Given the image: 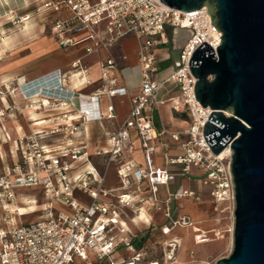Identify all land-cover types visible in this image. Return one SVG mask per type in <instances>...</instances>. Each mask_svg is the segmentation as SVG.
Wrapping results in <instances>:
<instances>
[{"label":"built area","instance_id":"built-area-1","mask_svg":"<svg viewBox=\"0 0 264 264\" xmlns=\"http://www.w3.org/2000/svg\"><path fill=\"white\" fill-rule=\"evenodd\" d=\"M30 6H34V11L21 17L15 15L18 9L10 10L6 17H10L12 27L22 31L34 16L51 14L42 26L64 50L83 45L85 55L101 56L121 41L135 38L140 80L127 118L110 132L108 149L97 151L98 156H105L104 172L94 164L87 145L76 143L75 139L83 124L117 118L113 106L108 113L101 111L102 97L113 100L130 94L113 57L100 60L99 87L91 95L70 91L67 76L60 70L32 81L23 77L0 84V103L4 105L0 107V126L4 131L6 116L19 108L17 98L28 102L29 108L36 107L35 101L42 98L53 102L55 106L50 109L59 112L78 103L77 119L71 120L63 113L52 127L18 135L14 142L17 163L0 172V210L6 213L3 221L7 223L6 228L0 229V264H74L76 259L83 264H163L147 259L145 249L138 250L133 242L136 233L130 223L141 224L139 217L150 212L162 213L164 222L159 231L164 237L171 236L176 228H191L196 245L219 239V230H202L189 215L173 216L172 198L200 202L198 193L180 189L161 202L159 187L169 186L176 175L157 168L153 161L159 138L168 134L164 128L157 130L153 116L164 105L160 99L163 82L156 80L163 59L162 63L171 61L174 65L167 81L177 82L181 89L180 95L171 100L172 107L175 111L184 110L190 120L184 132L172 136L176 142L185 138L181 142L183 154L171 158L166 152L163 158L168 165L182 166V174H191L192 168L202 174L203 184L210 190L213 221L230 210L235 217L232 154L214 155L206 143L203 132L212 110L196 100V79L189 68L195 49L207 43L216 51L221 44L222 33L212 22L208 9L182 12L160 0H30L27 7ZM176 28L192 33L181 50L179 66L171 57ZM157 49L164 51L159 55ZM71 69L73 76L91 83L82 59L73 62ZM133 133L141 142L145 167L125 160L136 150ZM6 137L7 142L11 140L10 135ZM46 140L51 142L45 143ZM114 164L121 187L107 189L106 173ZM21 188H40L47 200L42 217L31 224H20L16 216L17 190ZM54 203L64 210L56 209ZM123 249L132 255L117 257Z\"/></svg>","mask_w":264,"mask_h":264},{"label":"water","instance_id":"water-1","mask_svg":"<svg viewBox=\"0 0 264 264\" xmlns=\"http://www.w3.org/2000/svg\"><path fill=\"white\" fill-rule=\"evenodd\" d=\"M160 1L182 12L206 7L222 33L216 51L204 43L189 62L195 98L212 110L204 139L214 155L232 151L234 249L216 264H264V0ZM191 37L188 29L173 30L176 66Z\"/></svg>","mask_w":264,"mask_h":264},{"label":"crops","instance_id":"crops-1","mask_svg":"<svg viewBox=\"0 0 264 264\" xmlns=\"http://www.w3.org/2000/svg\"><path fill=\"white\" fill-rule=\"evenodd\" d=\"M30 0H0V84H6L10 80L25 78L27 81H32L41 76L47 75L51 72L60 70L63 74L67 76V88L70 91L79 92L84 95L93 94L99 87L100 81V69L99 62L102 59L113 57L118 67L122 70V83L130 87V94L126 97H118L113 100H109L106 97H102L101 100V111L103 113H108L109 107L113 106L117 118L115 120H102L83 124L80 128L79 134L76 136L75 142L86 144L89 152L92 155V160L94 164L100 169V171H105V156L97 155L98 150L108 149V138L111 131L115 130L118 125L125 121L128 114L131 111V97L136 92V87L140 80V69L138 67V42L135 38H128L121 41L114 48L108 52H103L101 56L98 55H85V46H79L76 48H71L64 50L58 46L54 41L52 36L45 27L42 26L45 21V17L51 14H46V16L38 17L34 16L27 24H33L26 30H22L19 33H12L14 28L10 23V17H6L10 10H17L16 16H24L34 11V6L27 7ZM30 30L31 33L27 36L25 31ZM12 33V34H11ZM164 50L157 49L156 53L161 54ZM126 56V60H122L121 57ZM78 59H82V62L86 68L89 69V81L90 84L86 83V80L76 76H73V71L71 69V64ZM161 100L164 101V105L161 106L159 112L154 113V123L158 131L162 128L168 131V134L163 135L158 140L157 153L153 156L154 165L157 168L165 167L171 173L176 175V179L169 184V186L159 187V199L162 203L166 202L170 194H175L178 190H192L198 193L202 200L196 202L199 204L198 209L191 208L189 212H196L199 216H203L201 212L206 210L207 218L212 219L214 215L213 207L210 202L209 188L203 184V176L196 169H191V174H182V166L179 165H168L163 154H167L171 158H176L183 154L181 148V142L184 141V137H181V142H176L173 139V134L182 133L181 130H176L178 124L171 119H167L169 111L176 114H184L189 119L188 114L184 111H175L172 107L171 100L179 94H174V92H167L161 95ZM10 103H13L12 99H9ZM37 106L34 108H29V103L22 101L21 99H15V103L19 106L15 113H10L5 118V135L9 133L6 132V123L10 119H14L16 138L18 135L37 132L45 130L53 126V122L56 121L58 115L67 114L71 120L77 119V107L78 103L75 102L66 111H54L50 107H54L53 102H47V100L39 98L35 101ZM45 105L46 107H43ZM0 107H4L0 103ZM158 115V121L156 120L155 114ZM170 114V113H169ZM161 115L166 117L163 121ZM22 121L20 120V118ZM188 126H189V122ZM2 128V127H1ZM188 128V127H187ZM134 144L136 150L132 156H126V161H133L135 164L145 167V155L141 149V142L136 133H133ZM184 138V139H183ZM51 140H46L45 143H49ZM96 161V162H95ZM102 165V166H101ZM105 186L107 189H119L121 187L120 177L117 173V166L114 164L110 166L106 173ZM118 191L117 193H121ZM29 199V198H24ZM24 201L26 204L27 202ZM192 200L190 198H178L171 201V207L173 210V216L179 217L183 215L190 214L185 210V201ZM33 201L32 207L37 205L35 199L29 200ZM194 201V200H192ZM195 202V201H194ZM162 215L158 212H150L146 216L147 224L134 225L130 223L131 230L134 233H138L144 229L152 227L149 231L148 243L143 246L146 250L148 249V244H150L153 238H164L159 231V225L164 222L157 220V216ZM205 215V216H206ZM191 217V216H190ZM192 218V217H191ZM198 223V222H197Z\"/></svg>","mask_w":264,"mask_h":264},{"label":"rangeland","instance_id":"rangeland-1","mask_svg":"<svg viewBox=\"0 0 264 264\" xmlns=\"http://www.w3.org/2000/svg\"><path fill=\"white\" fill-rule=\"evenodd\" d=\"M31 25L33 24H29L24 30L31 27ZM19 32L21 31L14 29L12 33ZM30 33L31 31L29 29L25 31L26 36ZM162 61L163 59H160L158 66L159 72L156 74V80L158 82H163L160 94L163 95L167 92H174V94L180 95V85L175 81H167L168 76L174 70L173 63L171 61L162 63ZM155 117L158 121L157 113L155 114ZM161 119L164 121L166 117L161 115ZM167 119L169 121L173 119L178 124L176 130H181V132L187 129V122L190 121L186 115L176 114L172 111L168 112ZM20 120L22 121L21 118ZM14 123V119H10L6 123V132H8L11 137V140L8 142L6 141L7 137L5 132L0 126V172H4L8 167H12L15 162L17 163L16 146L14 143L16 140V126H14ZM160 168L165 169V167ZM17 195L19 199L17 206L19 212L16 216L20 224H31L42 217L47 200L40 188H21L17 190ZM22 199L27 202L26 204H31L33 201L31 202L29 200L35 199L37 205L35 207H32V205L27 206ZM184 203L186 207L185 210L195 222H198L197 226L199 228L205 231H211L214 229L219 230L221 232V237L201 245H196L194 242V233L191 228H176L171 236L153 238L152 242L148 244V249L145 250L148 253V257L157 258L162 261L163 264H216L221 259L229 258L234 249L235 217L232 215L233 210H230V212L225 211L218 216L219 220L213 221L214 217L212 219L207 218V215L205 214L206 210L201 212L203 215L201 217L195 211L189 212L191 208L198 209V203L192 200L185 201ZM54 206L56 209L61 208L64 210V207H61L56 203H54ZM5 214L6 213L3 210H0V229L7 227V223L3 221L6 216ZM156 219L161 222L163 217L159 215ZM139 220L142 224H147L146 216H140ZM211 237L213 238L214 236L211 235ZM174 240H177V243H175ZM119 253L125 254L126 257L132 255L127 253L124 249ZM74 264L83 263L79 259H76Z\"/></svg>","mask_w":264,"mask_h":264},{"label":"trees","instance_id":"trees-1","mask_svg":"<svg viewBox=\"0 0 264 264\" xmlns=\"http://www.w3.org/2000/svg\"><path fill=\"white\" fill-rule=\"evenodd\" d=\"M14 165H16V162L14 163ZM151 228L152 227H149L148 229H144L142 231H139L136 234V237L134 238L133 242H134V244H135V246L137 247L138 250L142 249L143 246L148 243V236H149V231L151 230ZM117 257L123 258L124 255H122V254L119 253L117 255ZM146 258L149 259L148 253L146 255ZM150 259L158 260L157 258H150ZM160 262H162V261H160Z\"/></svg>","mask_w":264,"mask_h":264},{"label":"bare ground","instance_id":"bare-ground-1","mask_svg":"<svg viewBox=\"0 0 264 264\" xmlns=\"http://www.w3.org/2000/svg\"><path fill=\"white\" fill-rule=\"evenodd\" d=\"M9 1H11V0H9ZM232 154V151H231V149L228 147V148H226L219 156H221V157H228V156H230ZM174 242L175 243H177V240H174ZM154 264H156V263H154Z\"/></svg>","mask_w":264,"mask_h":264}]
</instances>
